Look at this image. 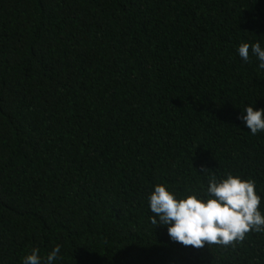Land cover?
<instances>
[{
    "label": "trees",
    "instance_id": "16d2710c",
    "mask_svg": "<svg viewBox=\"0 0 264 264\" xmlns=\"http://www.w3.org/2000/svg\"><path fill=\"white\" fill-rule=\"evenodd\" d=\"M264 0H0V264H264V232L184 246L156 184L252 179L264 213Z\"/></svg>",
    "mask_w": 264,
    "mask_h": 264
},
{
    "label": "clouds",
    "instance_id": "9594fccd",
    "mask_svg": "<svg viewBox=\"0 0 264 264\" xmlns=\"http://www.w3.org/2000/svg\"><path fill=\"white\" fill-rule=\"evenodd\" d=\"M237 53L245 63L254 57L257 70L264 71V46L260 42H242ZM242 112L252 135L264 131V109L249 105ZM147 200L151 223L166 226L171 240L184 246L199 249L207 243L227 247L243 241L251 231L264 232L262 197L257 194L255 181L231 172L221 178L211 176L202 191L189 188L179 194L166 184H156ZM60 253V245L46 257L39 248H33L22 258V264H56Z\"/></svg>",
    "mask_w": 264,
    "mask_h": 264
}]
</instances>
